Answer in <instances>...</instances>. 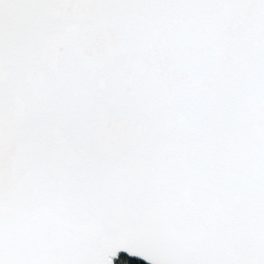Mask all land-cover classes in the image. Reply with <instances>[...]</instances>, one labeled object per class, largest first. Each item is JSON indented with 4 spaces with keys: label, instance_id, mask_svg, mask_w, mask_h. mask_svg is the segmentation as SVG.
<instances>
[{
    "label": "snow or ice",
    "instance_id": "snow-or-ice-1",
    "mask_svg": "<svg viewBox=\"0 0 264 264\" xmlns=\"http://www.w3.org/2000/svg\"><path fill=\"white\" fill-rule=\"evenodd\" d=\"M264 264V0H0V264Z\"/></svg>",
    "mask_w": 264,
    "mask_h": 264
},
{
    "label": "water",
    "instance_id": "water-1",
    "mask_svg": "<svg viewBox=\"0 0 264 264\" xmlns=\"http://www.w3.org/2000/svg\"><path fill=\"white\" fill-rule=\"evenodd\" d=\"M145 264H146V262H145Z\"/></svg>",
    "mask_w": 264,
    "mask_h": 264
}]
</instances>
